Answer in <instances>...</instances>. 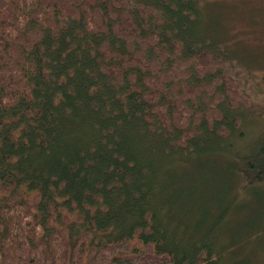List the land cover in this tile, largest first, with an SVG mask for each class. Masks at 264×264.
<instances>
[{"label": "trees", "instance_id": "16d2710c", "mask_svg": "<svg viewBox=\"0 0 264 264\" xmlns=\"http://www.w3.org/2000/svg\"><path fill=\"white\" fill-rule=\"evenodd\" d=\"M203 5L0 0V264H223L210 237L264 187V124L250 140L247 66ZM193 167L221 190L190 244Z\"/></svg>", "mask_w": 264, "mask_h": 264}, {"label": "rangeland", "instance_id": "374dc122", "mask_svg": "<svg viewBox=\"0 0 264 264\" xmlns=\"http://www.w3.org/2000/svg\"><path fill=\"white\" fill-rule=\"evenodd\" d=\"M205 5L201 9L202 22L207 34L212 30L216 31L214 44H220L227 52V56L237 61V64L247 66V75L242 81V92L247 95V102L250 108L244 107V113H250L251 120L246 123V132L249 139L254 140L258 135V128L264 124V0H204ZM200 21V20H198ZM203 29V28H202ZM249 116V117H250ZM247 117V116H246ZM248 117V118H249ZM198 172V173H195ZM208 176L204 171L187 170L182 174L185 188L191 189L194 183L188 182L193 178L201 179L200 173ZM205 190H201L204 195L198 198L200 203L196 206L179 207L174 209L183 221L190 222V229L185 236V242L191 244L194 239L200 241L202 236L211 231L209 222L219 214L210 208V214L203 216L202 210L210 202L218 197L221 190L218 186L208 188V183L202 182ZM201 184V185H202ZM207 188V189H206ZM201 189H204L201 186ZM215 190V192H214ZM230 190V189H229ZM199 192L198 190L192 191ZM229 191L222 193L223 199L229 198ZM195 199L196 195L190 198ZM208 202V203H207ZM214 203V202H213ZM184 204V203H183ZM217 209L214 211L216 212ZM191 214L187 215L186 212ZM184 216H187L184 218ZM222 224L212 232L211 238H216L219 244L223 238L225 243L233 244L232 250H228L223 255V264H264V187L254 186L247 190L244 198L237 202L232 213L227 214ZM196 228V229H195ZM262 233L256 237L255 233ZM253 233V234H252Z\"/></svg>", "mask_w": 264, "mask_h": 264}]
</instances>
